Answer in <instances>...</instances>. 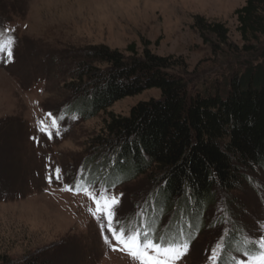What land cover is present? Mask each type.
Wrapping results in <instances>:
<instances>
[{
    "label": "rangeland",
    "instance_id": "374dc122",
    "mask_svg": "<svg viewBox=\"0 0 264 264\" xmlns=\"http://www.w3.org/2000/svg\"><path fill=\"white\" fill-rule=\"evenodd\" d=\"M244 4L0 0V17L6 19L0 26V45L11 40L18 51L11 60L6 50L0 52V264H141L117 243L108 231L106 213L97 212L84 191L77 193V185L95 193L102 208L104 200L117 201L112 227L125 238L139 232L141 242L145 237L164 246L187 242V253L175 264H216L231 234L241 239L230 250L235 264H249L247 246L264 251V173L257 169L245 173L237 191L214 190L195 228L188 219L173 221L170 206L156 205L159 183L154 172L120 185L112 178L84 177V161L101 153L97 142L104 137L108 114L127 116L137 103L160 98L158 90L120 100L86 120L63 114L73 99V60L98 46L127 57L126 49L133 44L138 56L146 49L171 57L188 94L219 83L231 55L213 56L210 45L217 43L208 37L206 44L195 22L200 18L222 24L231 49L241 51L235 11ZM229 67L236 71L238 60Z\"/></svg>",
    "mask_w": 264,
    "mask_h": 264
},
{
    "label": "trees",
    "instance_id": "16d2710c",
    "mask_svg": "<svg viewBox=\"0 0 264 264\" xmlns=\"http://www.w3.org/2000/svg\"><path fill=\"white\" fill-rule=\"evenodd\" d=\"M235 16L243 43L241 51L234 47L236 53L222 24L196 19L203 41L207 44L209 37L217 43L210 45L211 54L224 59L231 55L232 60H227V74L219 83L194 94H188L182 77L174 73L178 63L171 57L146 49L138 56L133 44L127 57L98 46L73 60V99L63 114L86 120L125 98L160 92V98L137 103L127 116L108 114L104 137L97 142L101 153L83 163L85 178L103 176L120 185L154 172L159 183L156 205L170 206L173 221L188 219L195 228L214 190L237 191L245 173H264V0H245ZM4 20L0 17V26ZM11 47L15 56L17 48ZM236 60L239 68L234 71L229 66ZM234 235L224 239L216 264H235L230 250L241 239ZM245 252L249 260L261 253L251 245Z\"/></svg>",
    "mask_w": 264,
    "mask_h": 264
},
{
    "label": "snow or ice",
    "instance_id": "6c2138e0",
    "mask_svg": "<svg viewBox=\"0 0 264 264\" xmlns=\"http://www.w3.org/2000/svg\"><path fill=\"white\" fill-rule=\"evenodd\" d=\"M12 44L13 41H9L7 45V55L11 60L12 58ZM5 51V46L0 45V52ZM55 124V121H53ZM59 172V169L56 170ZM65 190L71 191L70 188ZM84 191L85 194L89 195L97 204V212L106 213L107 215V228L108 231L112 233L113 237L117 243L123 245L124 249L128 251L134 259L140 260L141 264H175V261L182 258L188 250L187 242L182 243H169L167 246L161 245L159 243H153L151 240L145 237L144 242H141L139 232H133L126 238L121 230L119 233L115 228L112 227V209L117 203L115 199L111 202L104 200L103 208L101 207V200L97 198L95 193L89 192L87 188L81 189L79 185L76 187V192ZM103 196V194H101ZM261 249H264V241H261ZM151 251L154 255H149ZM213 259H215V254H213ZM249 264H264V251H261L258 258H253L250 260Z\"/></svg>",
    "mask_w": 264,
    "mask_h": 264
}]
</instances>
